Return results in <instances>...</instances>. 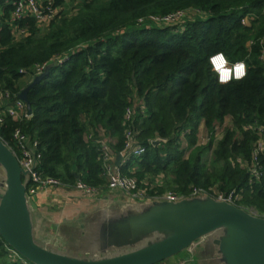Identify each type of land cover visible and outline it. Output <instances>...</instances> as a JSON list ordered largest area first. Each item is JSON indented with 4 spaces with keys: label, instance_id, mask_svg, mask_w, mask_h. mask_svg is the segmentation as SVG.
Masks as SVG:
<instances>
[{
    "label": "trees",
    "instance_id": "obj_1",
    "mask_svg": "<svg viewBox=\"0 0 264 264\" xmlns=\"http://www.w3.org/2000/svg\"><path fill=\"white\" fill-rule=\"evenodd\" d=\"M10 11L0 0V90L19 94L24 76L50 68L29 91L32 116L6 119L0 138L11 143L19 127L36 140L42 175L103 189L99 140L121 155L134 107L131 128L146 152L126 160L125 175L154 185L153 195L233 192L242 198L235 204L264 216V150L252 165L257 127L264 141V0H85L71 17L53 20L43 39L30 18L18 37ZM176 11L197 13L178 25L149 20ZM217 52L245 62L246 77L220 85L208 63ZM227 117L231 128L214 141ZM201 124L206 145H197ZM12 249L0 235V264H32Z\"/></svg>",
    "mask_w": 264,
    "mask_h": 264
},
{
    "label": "water",
    "instance_id": "obj_2",
    "mask_svg": "<svg viewBox=\"0 0 264 264\" xmlns=\"http://www.w3.org/2000/svg\"><path fill=\"white\" fill-rule=\"evenodd\" d=\"M49 68L18 94L26 103L29 116L33 113L29 91L48 74ZM159 142L160 139H155L151 143ZM121 159L119 155L117 165ZM0 166L7 175V192L0 195V235L32 264H156L187 249L195 240L216 232H220V236L213 244L218 247L224 264H264V219L208 198L153 202L142 209L131 208L118 218L109 216V220L98 221L102 237L105 236L104 250L137 246L129 253L85 260L44 249L33 237L23 182L26 173L1 139ZM154 232H167L168 235L146 247L138 246L142 238Z\"/></svg>",
    "mask_w": 264,
    "mask_h": 264
},
{
    "label": "built area",
    "instance_id": "obj_3",
    "mask_svg": "<svg viewBox=\"0 0 264 264\" xmlns=\"http://www.w3.org/2000/svg\"><path fill=\"white\" fill-rule=\"evenodd\" d=\"M5 5L11 6L9 13V24L12 31L18 36H26L28 34L27 28H21L19 23L25 19H34L37 27L48 26L58 16H61L71 8V5L78 3L79 0H3ZM195 14L196 11H176L175 13L163 16V17H151L149 20L156 25H178L187 14ZM143 23L144 21H140ZM244 24V20H242ZM264 43V38L262 40ZM215 55V54H214ZM61 63L62 60H59ZM236 63V62H235ZM235 63H229L231 67ZM210 65V64H209ZM47 64L36 66L34 71L37 75H40L46 69ZM211 67V65H210ZM212 70V67H211ZM213 72V70H212ZM216 76L215 72H213ZM235 80V79H233ZM134 107L127 109L125 114V123L127 129L125 130V147L121 156L126 160L131 156L139 157L146 152V148L139 144L134 130L131 128V122L134 117ZM26 103L18 98V94H12L8 91L4 92L0 90V125L4 124L6 119L10 118L16 122H21L26 118H30ZM246 129V127L244 128ZM256 132L258 139L254 145V157L252 165L255 167L256 156L258 153L264 150V141L262 140V129L257 127ZM103 136L99 140L101 155L100 158L103 162V177L106 180L105 187L94 188L83 181L79 180L74 185L66 184L60 179H56L50 176H44L39 171V153L38 142L31 139L21 128H16L12 134V142L6 144L8 148L15 155L22 170L26 173L25 178L28 179V186L26 188L27 198L33 197L38 191L45 188H64L66 190H75L80 192L86 197H98L101 192L104 191H121L130 198L136 199H150V200H164L168 202H175L186 196L175 193H163L161 195L151 194V189L154 185L147 181L140 183L135 177L125 175L121 170V165L116 164L117 156L110 145V141L103 139ZM93 137L92 133L87 136V139ZM215 137V134H214ZM209 138L206 136V141ZM218 141V140H217ZM5 142V141H4ZM126 162V161H125ZM252 166V167H253ZM253 167V168H254ZM251 174L254 177L260 176L256 169H253ZM209 191L202 188L192 187L188 196L204 195L206 196ZM213 193V191H212ZM215 199L219 202H224L233 205L239 195L231 192L228 194L215 193L213 194ZM15 258L23 260L24 258L14 249L10 250ZM26 260V259H24Z\"/></svg>",
    "mask_w": 264,
    "mask_h": 264
},
{
    "label": "crops",
    "instance_id": "obj_4",
    "mask_svg": "<svg viewBox=\"0 0 264 264\" xmlns=\"http://www.w3.org/2000/svg\"><path fill=\"white\" fill-rule=\"evenodd\" d=\"M200 128L204 131L203 125L201 124L198 128V133L200 132ZM126 160L122 157L120 165L122 166L125 164ZM0 168L3 171L4 177L3 186L0 182V195H3L7 192V175L3 167L0 166ZM27 186L28 179L26 178V188ZM137 203L134 199L130 198L121 191L109 190L101 192L98 197L90 198L83 196L80 192L75 190H66L64 188H45L38 191V193L33 197L27 198V207L30 213L33 237L34 239H42L44 244L42 248L50 251L70 248L78 255L84 253L80 247V240H77L75 245H69V247L60 245L64 244L62 239H68V233L75 232L78 226H80L81 229H85V225L87 224H98L99 222H93L96 217L104 219L109 216H115L114 213L117 212V214L120 215L128 209H142L151 204L147 203V205H145L143 203H138V205ZM62 231H64L65 234H62ZM106 253L109 252L105 251L99 255V251H92L91 253H88L90 254L88 256L93 259L102 258V255ZM218 255V261L221 264H224L221 261V254L218 253ZM209 261H212V259H209ZM171 262L173 264L176 263L175 260H172Z\"/></svg>",
    "mask_w": 264,
    "mask_h": 264
},
{
    "label": "rangeland",
    "instance_id": "obj_5",
    "mask_svg": "<svg viewBox=\"0 0 264 264\" xmlns=\"http://www.w3.org/2000/svg\"><path fill=\"white\" fill-rule=\"evenodd\" d=\"M84 1L85 0H79L78 3H75L74 5H71L72 7L69 8L68 11L65 12L64 14H62L61 16H58L57 20H59V19H61L63 17H71L72 15H74L80 9V7L84 3ZM192 16H193V14L189 13V14L185 15V17L182 20H180V22L181 21L184 22L187 19H192ZM189 17H191V18H189ZM246 23H247V20H244V24H246ZM48 27H49V25L45 26V27L44 26L38 27L39 28L38 29V38H40V39L44 38V36L47 33ZM35 77L31 76V75L24 76L19 81L18 87L20 89H22V90L25 89L33 81V79ZM231 125L232 124H231L230 117L225 118L223 124H221V126H218L215 129L214 141L219 140L222 137L225 129L231 128ZM206 136L207 135L205 133V130L203 131L202 128H200V132L197 134V145H206L207 144ZM150 141L152 142V141H154V139L153 140H149V142ZM182 141H184V140H182ZM4 143L8 147L6 142H4ZM0 182H1L2 186H3L4 177H3V171H2L1 168H0ZM23 182H24V184H26L25 176H23ZM151 182H153V180ZM155 182L158 183V181H155ZM212 191H213V193H212ZM164 193H174V192H172L171 190H167ZM215 193H217L215 191V188H211V191L208 192V194L206 196H204V195L186 196L184 198L179 199L178 201L170 202V203H176V202H180L182 200L205 199V198L211 199V200H213L215 202H219L213 196V194H215ZM241 199H242L241 197H238L236 202H239ZM135 202L136 203L137 202L138 203H143V204L147 205V203L168 202V201H164V200H150V199L142 198V199H136ZM233 206L236 207L238 205L234 203ZM237 208L242 209L243 211L247 212L248 214H250V215H252L254 217L264 219L263 215L257 214V212L252 210V208H244L242 206H238ZM117 213H114V215H115L114 217L118 218V216H120V215L117 214ZM100 220H101V217L100 218L96 217L95 220H93V222L98 223V221H100ZM105 220H109V218H106ZM85 226H86L85 229H81V227L78 226V228H77V230L75 232L68 233V237H67L68 239H66V240L62 239L64 241L65 245L64 244H60L62 246L69 247V245H71V244L75 245L76 241L80 240V247L84 251V253H82L81 255H78V254L74 253V251L71 250L70 248H67V249L63 248L62 250H57L56 249L57 251H54V252H56V253L60 252V254H63V255L68 256V257H77V258H82V259H85V260L93 259L92 257L88 256V255H90L88 253H91L92 251H99L100 252L99 255H101V253L104 252L103 250L106 247V245H104V242H103L105 236L102 237L100 224L99 223L98 224H87ZM61 233L65 234L64 231H62ZM167 235H168L167 232H154V233L148 234L147 236H145L144 238L141 239L140 244L138 246L139 247L140 246L146 247V246L150 245L151 243H154V242H156L158 240H161V239L165 238ZM219 236H220V232H216V233L210 234L208 236L201 237V238L195 240L187 249L182 250L181 252H179L175 256L170 257V258H168V259H166V260H164V261H162L160 263H156V264H173L171 262L172 260L176 261V263H174V264H221L218 261L219 255L217 253V247L213 245V241L215 239H217ZM34 240L39 246H41V247L44 246L42 239L35 238ZM91 242H93V243H91ZM60 248H62V247H60ZM136 248H137V246L136 247H129V246L113 247V248L107 249L106 251H108L109 253L103 254L102 258L114 257V256H118V255H121V254L129 253V252H132L133 250H135ZM209 259H212V261H209Z\"/></svg>",
    "mask_w": 264,
    "mask_h": 264
},
{
    "label": "clouds",
    "instance_id": "obj_6",
    "mask_svg": "<svg viewBox=\"0 0 264 264\" xmlns=\"http://www.w3.org/2000/svg\"><path fill=\"white\" fill-rule=\"evenodd\" d=\"M213 72L216 73L220 85H228L233 79L240 81L247 75V65L243 61L229 67V60L223 52H217L208 59Z\"/></svg>",
    "mask_w": 264,
    "mask_h": 264
}]
</instances>
